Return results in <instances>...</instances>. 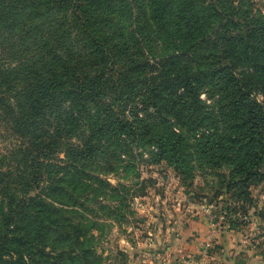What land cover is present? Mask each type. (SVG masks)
I'll list each match as a JSON object with an SVG mask.
<instances>
[{
  "label": "trees",
  "instance_id": "16d2710c",
  "mask_svg": "<svg viewBox=\"0 0 264 264\" xmlns=\"http://www.w3.org/2000/svg\"><path fill=\"white\" fill-rule=\"evenodd\" d=\"M0 131V264H101L95 232L129 222L144 193L109 176L138 181L146 165L205 166L245 210L264 180V13L0 0Z\"/></svg>",
  "mask_w": 264,
  "mask_h": 264
},
{
  "label": "rangeland",
  "instance_id": "374dc122",
  "mask_svg": "<svg viewBox=\"0 0 264 264\" xmlns=\"http://www.w3.org/2000/svg\"><path fill=\"white\" fill-rule=\"evenodd\" d=\"M252 1L264 13V0ZM11 139L0 131V151ZM121 177L109 179L144 180V193L134 197L129 222L95 232L101 264H264V180L243 210L242 201L213 190L220 178L205 166L190 178L164 163L142 166L138 181Z\"/></svg>",
  "mask_w": 264,
  "mask_h": 264
},
{
  "label": "crops",
  "instance_id": "0c3cea01",
  "mask_svg": "<svg viewBox=\"0 0 264 264\" xmlns=\"http://www.w3.org/2000/svg\"><path fill=\"white\" fill-rule=\"evenodd\" d=\"M249 256H247L246 258H248ZM245 262V261H244ZM245 264H250L249 260L247 259V261L245 262Z\"/></svg>",
  "mask_w": 264,
  "mask_h": 264
}]
</instances>
